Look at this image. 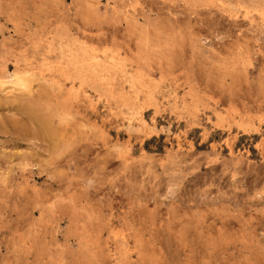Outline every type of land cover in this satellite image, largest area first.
Returning a JSON list of instances; mask_svg holds the SVG:
<instances>
[{"label": "rangeland", "instance_id": "374dc122", "mask_svg": "<svg viewBox=\"0 0 264 264\" xmlns=\"http://www.w3.org/2000/svg\"><path fill=\"white\" fill-rule=\"evenodd\" d=\"M0 264H264V0H0Z\"/></svg>", "mask_w": 264, "mask_h": 264}]
</instances>
